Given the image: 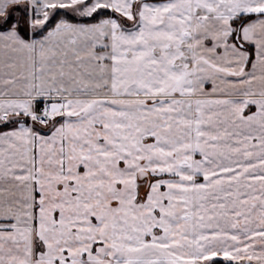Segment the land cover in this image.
Masks as SVG:
<instances>
[{
    "label": "snow or ice",
    "instance_id": "6c2138e0",
    "mask_svg": "<svg viewBox=\"0 0 264 264\" xmlns=\"http://www.w3.org/2000/svg\"><path fill=\"white\" fill-rule=\"evenodd\" d=\"M0 264H264V0H0Z\"/></svg>",
    "mask_w": 264,
    "mask_h": 264
}]
</instances>
